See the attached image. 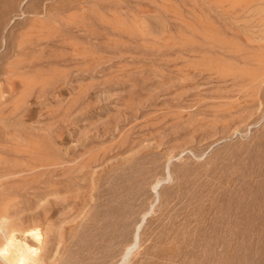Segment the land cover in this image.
Returning <instances> with one entry per match:
<instances>
[{"label":"rangeland","instance_id":"374dc122","mask_svg":"<svg viewBox=\"0 0 264 264\" xmlns=\"http://www.w3.org/2000/svg\"><path fill=\"white\" fill-rule=\"evenodd\" d=\"M15 230L37 264H264V0H0Z\"/></svg>","mask_w":264,"mask_h":264},{"label":"bare ground","instance_id":"6f19581e","mask_svg":"<svg viewBox=\"0 0 264 264\" xmlns=\"http://www.w3.org/2000/svg\"><path fill=\"white\" fill-rule=\"evenodd\" d=\"M40 240L38 230L35 234L31 230L11 231L4 235L0 245V260L4 264H37Z\"/></svg>","mask_w":264,"mask_h":264}]
</instances>
